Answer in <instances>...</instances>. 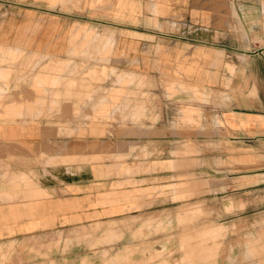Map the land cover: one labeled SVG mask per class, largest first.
<instances>
[{"label":"rangeland","instance_id":"374dc122","mask_svg":"<svg viewBox=\"0 0 264 264\" xmlns=\"http://www.w3.org/2000/svg\"><path fill=\"white\" fill-rule=\"evenodd\" d=\"M1 2L5 13L10 1ZM70 43L65 61L19 56L22 77L11 78L14 62L0 59L10 73L0 77V110L11 102L24 109L0 115V203L31 196L44 177L57 184L102 181L122 187L119 199L133 196L126 185L149 182L146 193L165 194L166 207L156 200L144 214L114 221L38 224L50 229L7 241L0 264H29L17 250L29 245L56 264L61 250L70 252V264H264V54L243 60L239 48L224 67L227 76L206 84L158 72V63L143 64L141 55L126 59L105 28L72 30ZM36 73L58 80L39 93ZM117 99L121 108L100 113ZM235 106L261 121L257 136L242 137L227 124V109ZM131 239L137 243L116 253L106 248ZM83 247L101 262L82 257ZM135 252L141 257L131 258Z\"/></svg>","mask_w":264,"mask_h":264},{"label":"crops","instance_id":"0c3cea01","mask_svg":"<svg viewBox=\"0 0 264 264\" xmlns=\"http://www.w3.org/2000/svg\"><path fill=\"white\" fill-rule=\"evenodd\" d=\"M1 1L3 0H0V4ZM9 1L8 7H5L6 12L0 11V59L4 62H14V65H11L14 68L11 78L22 77V58L19 56L28 59L31 56L46 54L55 57L54 60L65 61L70 52L71 31L83 29L85 33V28L108 29L114 34L115 46L120 48L121 55H125L126 59H133L136 54L141 55L143 64L149 65L156 61L158 72H178L181 77L203 79L206 84L209 79L227 76L229 72L225 68L237 50L242 49L243 52L240 53L243 56L240 55L243 60L264 54L262 0ZM16 56L19 58L16 59ZM4 64H0V77H8L10 74ZM162 66L163 68H160ZM35 76H38L37 73L33 77ZM50 77L47 79L45 75L34 79L33 87L36 92L45 90V82H57L54 74ZM255 90L258 92L256 86ZM41 98L38 96L35 100ZM121 102L117 99L114 104L101 106L100 113L108 115L111 105L121 108V104L124 105ZM30 105L26 103L25 108L30 109ZM2 107L4 108L0 112L3 113L0 115L11 117L16 111L21 114L24 110L20 102H11ZM227 110L231 111L227 124L237 125L238 131L243 133L242 137H248L249 134L255 137L262 131L261 121H252L253 112L241 109L240 106ZM185 117L192 119L193 111L186 110ZM231 119L233 121H230ZM17 139L21 140L19 137ZM37 141L36 138L31 140L32 143ZM160 173L163 178L158 181V185L160 182L165 183L166 172L163 170L159 175ZM144 174L147 177L149 173ZM41 179L39 187L31 189L34 195L4 202V205L0 203L1 251L9 240L21 243L26 237L34 236L38 230L48 231L49 227L35 228L44 222L77 225L114 221L124 216L144 214V210L150 208L151 202L156 200L161 207H166L165 194L151 197L146 193L149 182L126 185L124 188L132 190L133 196L129 199H119L118 191L122 187L107 184L103 186L102 181H68L57 184L48 180L47 183L44 177ZM87 197L89 199H86ZM7 223L10 227L6 230L3 226ZM10 229L12 232L3 234L5 230L7 232ZM64 229L61 228L60 231ZM213 230L216 231L217 228L214 227ZM124 234L129 236L130 233ZM135 243L137 241L134 239L125 243L117 240L106 248L116 253L125 245ZM18 249L24 251L23 256L29 264H56L53 256L46 252V256L41 257L31 245L26 248L17 247ZM80 253L82 257L101 262L96 256V251L92 252L83 247ZM69 254V251L58 252L59 264H70ZM130 257L141 256L135 252Z\"/></svg>","mask_w":264,"mask_h":264},{"label":"built area","instance_id":"2783aa9c","mask_svg":"<svg viewBox=\"0 0 264 264\" xmlns=\"http://www.w3.org/2000/svg\"><path fill=\"white\" fill-rule=\"evenodd\" d=\"M263 41H264V38H263Z\"/></svg>","mask_w":264,"mask_h":264}]
</instances>
